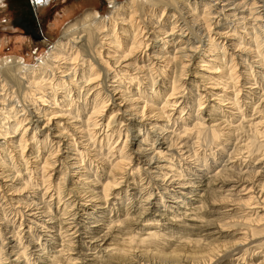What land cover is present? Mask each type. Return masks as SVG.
Here are the masks:
<instances>
[{"label":"bare ground","instance_id":"obj_1","mask_svg":"<svg viewBox=\"0 0 264 264\" xmlns=\"http://www.w3.org/2000/svg\"><path fill=\"white\" fill-rule=\"evenodd\" d=\"M104 2L32 65L0 58V264H249L264 0Z\"/></svg>","mask_w":264,"mask_h":264},{"label":"rangeland","instance_id":"obj_2","mask_svg":"<svg viewBox=\"0 0 264 264\" xmlns=\"http://www.w3.org/2000/svg\"><path fill=\"white\" fill-rule=\"evenodd\" d=\"M117 1L122 2L123 0ZM10 2L11 3L7 5H0V58L5 56H20L26 63L31 65L37 58H40L45 54L47 47L51 43L59 38L64 26L71 22V20L77 19V16L79 17L84 11L94 8L101 14L107 13V5H104V0H49L46 3L47 5L38 8L36 18L31 17L29 18L30 21H28L26 20V14L24 13L25 11H28V9L22 4H17L18 6L16 4L14 5L15 0H10ZM31 22L33 24L36 22L37 27L35 29L31 25ZM30 25L33 27V29L30 30L31 32L29 31ZM23 26L28 28L27 32L22 29ZM190 73L191 72L187 73L185 79L190 78ZM258 229H264L263 222L258 226ZM240 231L241 230L235 232V234L240 233ZM238 236L239 234L236 235L235 238H238ZM260 236L261 238H259ZM260 236L256 237L257 239H253V241L250 242L251 245L236 246L238 251L239 249H246L245 247L248 249L251 248L250 246L253 247L251 250H248L250 252L247 251L248 253L246 252V254L243 255V257H245L244 260L250 262L249 264L261 261V258H258V255L254 257V253L252 252L260 251L258 250L259 248L256 249V247H254L258 240L264 239V237H262L264 235ZM219 240L231 241L232 239L228 240V238L223 237ZM97 250L98 249L92 251L96 252ZM47 254L53 253L50 251V253L48 252ZM257 254H259V252ZM230 255V253L226 252L224 253V256L221 258L219 257L218 260L227 261L231 258Z\"/></svg>","mask_w":264,"mask_h":264},{"label":"flooded vegetation","instance_id":"obj_3","mask_svg":"<svg viewBox=\"0 0 264 264\" xmlns=\"http://www.w3.org/2000/svg\"><path fill=\"white\" fill-rule=\"evenodd\" d=\"M25 12H26V11H25ZM27 20L30 21L29 18H27ZM26 22H27V21H26ZM31 25L34 27V29L37 27L36 22H35L34 24L31 22ZM31 25H30V27H29V31H30L31 29H33V27H32ZM22 29H23L25 32L28 31V28H26L25 26H23ZM30 32H31V31H30ZM36 37H37V36H36Z\"/></svg>","mask_w":264,"mask_h":264}]
</instances>
